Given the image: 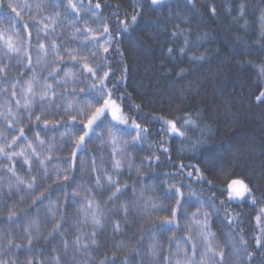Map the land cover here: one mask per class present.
I'll return each mask as SVG.
<instances>
[{
    "label": "snow or ice",
    "instance_id": "6c2138e0",
    "mask_svg": "<svg viewBox=\"0 0 264 264\" xmlns=\"http://www.w3.org/2000/svg\"><path fill=\"white\" fill-rule=\"evenodd\" d=\"M149 3L167 6L168 19L141 24L143 0H133L131 13L108 0H0V264H228L229 256L235 264H264V207L254 218L251 242L243 229L235 230L240 214L228 207L257 203L250 184L229 180L217 202L214 193L204 198L192 187H214L198 165L172 162V139H181V152L195 155L204 147L211 130L199 123L200 113L145 114L141 122V105H132L135 117L124 110L125 42L129 51L145 50L141 34L151 29L148 40L183 37L184 55L207 39L205 33L193 42L191 29L181 27L191 23L182 10L199 14L194 0ZM105 8L115 10L106 16ZM245 9L242 0L234 19H243ZM209 12L214 16L216 8ZM257 25L264 39V9ZM166 52L172 56L174 48ZM206 52L190 59L203 62ZM246 63L264 82V61ZM255 101L264 103V89ZM153 124L160 125V139H151ZM190 129L200 136L193 140ZM145 144L150 154L136 163L133 153ZM162 156L175 171L165 172L159 186L146 183L158 179L154 166ZM125 171L138 179L122 181ZM134 220L143 223L130 244L122 234ZM214 221L230 228L223 238Z\"/></svg>",
    "mask_w": 264,
    "mask_h": 264
},
{
    "label": "trees",
    "instance_id": "16d2710c",
    "mask_svg": "<svg viewBox=\"0 0 264 264\" xmlns=\"http://www.w3.org/2000/svg\"><path fill=\"white\" fill-rule=\"evenodd\" d=\"M241 2L242 0H194L195 8L199 10L198 15L192 9L182 10V14L190 15L191 23L181 24V27L191 29V41L196 42L197 37L207 33V39L200 41L199 47L192 48L190 53L181 55L179 52V48L183 46V37L174 41L169 36L148 40L151 29L148 33L141 34L147 41V49L129 51L125 42L123 47L128 55L130 71L127 87L120 91L129 94L123 101L124 110L129 116H136L133 104L141 105V122L145 114L171 118L182 115L184 111L191 112L194 117L197 112L200 113L199 123L211 130L210 133L206 132L204 147L193 155L188 151H180L181 139H172L169 141L172 162L183 161L185 164L198 165L213 181L214 187L209 188L207 184L195 182H192V187L201 192L204 198L214 193L217 202L225 198L226 193L222 195L220 189L226 187L229 180L243 178L250 184L257 203L252 205L251 201L232 202L228 207L232 212L240 214V223L234 225L235 230L239 232L243 229L245 238L251 242V237L256 233L254 218L259 209L264 207V103L255 101V95L264 89V82L258 80L256 72L246 62L251 60L256 64L264 61V51L260 50L264 39H261L257 25V16L264 9V0H243L246 4L245 17L234 19L238 16ZM108 3L119 4L121 13L132 12L133 0H108ZM212 6L216 8L214 16L209 12ZM114 10L105 8L104 13L107 16ZM142 15L141 24L157 19L167 20L169 14L167 6L153 9L149 0H143ZM167 26L172 27L171 24ZM168 46L174 48L172 56L166 52ZM205 52L207 59L203 62L194 63L190 59L192 53L199 55ZM244 52L251 54L244 55ZM159 127V124H153L151 139L161 138L156 135ZM189 133L193 140L200 136L198 131L191 129ZM29 137L31 138L30 133ZM163 139L167 140V137ZM189 145L190 141L185 142V147ZM89 147L96 150L94 144ZM133 154L136 163H139L142 157L150 154L149 146L145 144ZM154 167L158 179L146 183H156L158 186L167 179L165 172L175 171L163 156L161 163ZM136 179L138 177L135 173L129 177L127 171L121 177L122 181L129 183ZM176 180L179 181L180 177H176ZM139 187L137 184V190ZM130 196L129 191L127 198ZM97 198H100L99 194ZM27 203L30 201H25ZM23 206L25 205H21ZM195 210V205L188 208L189 212ZM140 223L143 221L134 220L132 227L122 234L126 242L136 243L138 233L135 236L132 233L137 231ZM181 223L183 225V221ZM213 230L223 238V233L230 228L226 224L222 227L214 221ZM116 239H121V236ZM228 264H235V258L229 256Z\"/></svg>",
    "mask_w": 264,
    "mask_h": 264
}]
</instances>
